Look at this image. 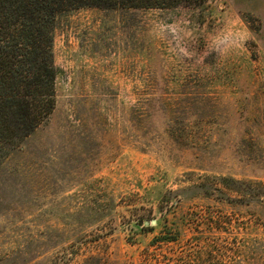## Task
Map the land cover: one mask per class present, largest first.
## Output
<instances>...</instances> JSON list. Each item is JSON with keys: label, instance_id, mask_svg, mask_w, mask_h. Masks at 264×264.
I'll list each match as a JSON object with an SVG mask.
<instances>
[{"label": "rangeland", "instance_id": "rangeland-1", "mask_svg": "<svg viewBox=\"0 0 264 264\" xmlns=\"http://www.w3.org/2000/svg\"><path fill=\"white\" fill-rule=\"evenodd\" d=\"M53 60L0 159V264H264V0L70 11Z\"/></svg>", "mask_w": 264, "mask_h": 264}, {"label": "trees", "instance_id": "trees-1", "mask_svg": "<svg viewBox=\"0 0 264 264\" xmlns=\"http://www.w3.org/2000/svg\"><path fill=\"white\" fill-rule=\"evenodd\" d=\"M209 0H0V159L29 137L56 105L53 33L79 9L168 10Z\"/></svg>", "mask_w": 264, "mask_h": 264}, {"label": "water", "instance_id": "water-1", "mask_svg": "<svg viewBox=\"0 0 264 264\" xmlns=\"http://www.w3.org/2000/svg\"><path fill=\"white\" fill-rule=\"evenodd\" d=\"M145 224H146V225H148V224L154 225V224H155V221L152 220L151 222H145Z\"/></svg>", "mask_w": 264, "mask_h": 264}]
</instances>
